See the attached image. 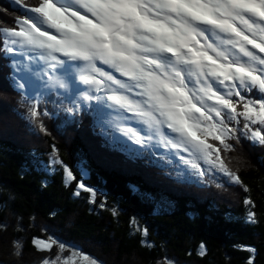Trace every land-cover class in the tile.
Segmentation results:
<instances>
[{"label": "snow or ice", "instance_id": "snow-or-ice-1", "mask_svg": "<svg viewBox=\"0 0 264 264\" xmlns=\"http://www.w3.org/2000/svg\"><path fill=\"white\" fill-rule=\"evenodd\" d=\"M12 3L24 14L14 26H0V51L13 57L15 89L25 94L33 75L47 76L49 86L73 93L70 115L82 106L93 109L104 117L102 125L139 146L137 155L163 149L167 163L174 157L196 176L218 172L250 191L222 152L235 151L230 141L241 136L264 146V0ZM38 106L35 99L29 108L33 120L41 114ZM64 172L67 181L76 179L69 168ZM77 187L96 195L82 181ZM244 203L255 206L250 198ZM247 219L255 223L256 213L250 210ZM32 243L37 251L65 250L52 238ZM13 247L22 254L19 241ZM59 253L41 264H75Z\"/></svg>", "mask_w": 264, "mask_h": 264}, {"label": "trees", "instance_id": "trees-1", "mask_svg": "<svg viewBox=\"0 0 264 264\" xmlns=\"http://www.w3.org/2000/svg\"><path fill=\"white\" fill-rule=\"evenodd\" d=\"M18 11L0 0V26H13ZM10 64L0 51V263L54 258L56 247L37 251L32 243L53 238L106 264H264V146L241 136L230 141L235 151L222 152L248 192L218 172H178L156 150L137 155L139 146L102 125L93 109L70 115L72 94L45 93L33 120L35 97L14 88ZM65 167L75 180L67 182ZM80 181L95 197L74 194ZM14 241L23 246L19 256Z\"/></svg>", "mask_w": 264, "mask_h": 264}, {"label": "rangeland", "instance_id": "rangeland-1", "mask_svg": "<svg viewBox=\"0 0 264 264\" xmlns=\"http://www.w3.org/2000/svg\"><path fill=\"white\" fill-rule=\"evenodd\" d=\"M11 2H12V0H10ZM13 6L15 7V8H17V9H21V11H18L19 12V14H20V16L21 15H23L24 14V11H23V9L22 8H19L17 5H15L14 3H13ZM14 24V23H13ZM14 26V25H13ZM4 27H11V26H4ZM16 59H20V57H15ZM42 67H44L42 64L41 65H35V66H33V71L34 72H39L40 70H41V68ZM56 75H60V76H64V73L63 72H57L56 73ZM32 80H33V85H32V87L31 88H29V92L31 91V94H38L39 93V91L42 89V90H44L45 88L47 89L48 87H50L49 86V83H48V78H45L44 77V75H41V76H32ZM42 83H44V86L41 88V89H39L40 88V86L42 85ZM41 84V85H40ZM71 84V83H70ZM81 88L83 89V86H81ZM54 89H56L57 90V88H55L54 87ZM107 111V110H106ZM113 115H115V114H113ZM130 126H132V127H139V125H137L134 121H132V122H130ZM160 151V154H163L164 153V150L163 149H161V150H159ZM222 155H224V154H222ZM225 156V155H224ZM227 157V156H226ZM230 166V165H229ZM232 169H233V167L232 166H230ZM183 169H185V166H183V165H180L179 164V167H178V172H182V170ZM176 176H178V178H183V177H181V176H184L183 174L182 175H176ZM226 181H228V180H226ZM68 182V181H67ZM229 182V181H228ZM224 190H225V187H222ZM79 190V192L81 191V190H83V189H78ZM53 248H55V247H53ZM56 248H58V247H56ZM57 251L59 252V250L57 249ZM80 250L79 249H77L74 245H72V244H69L68 246H67V248H65V250L62 252V254H60L61 256H62V258H64V257H67V258H75L74 260H75V263L77 264L78 262H80V264H89V262L88 261H86V260H82V255L83 256H88V257H90V255H88L87 253H86V255L85 254H82V255H80L78 252H79ZM85 251V250H84ZM46 252H48V251H46ZM57 252V253H58ZM77 253L78 255L77 256H73L72 255V253ZM48 258H50V257H48ZM90 258H92V259H95L97 262H98V260L96 259V258H94V256L93 255H91V257ZM164 263H165V260L163 261ZM102 263V262H101ZM168 263V262H167ZM0 264H2V263H0ZM31 264V263H30ZM98 264H100L99 262H98ZM106 264V263H105ZM173 264H179L177 261L176 262H173Z\"/></svg>", "mask_w": 264, "mask_h": 264}, {"label": "flooded vegetation", "instance_id": "flooded-vegetation-1", "mask_svg": "<svg viewBox=\"0 0 264 264\" xmlns=\"http://www.w3.org/2000/svg\"><path fill=\"white\" fill-rule=\"evenodd\" d=\"M58 249V248H57ZM77 249H79L80 251L78 252L80 255H82V254H85L86 255V253H85V251L83 250V249H81V248H77ZM59 250V249H58ZM56 252H58L57 250H56ZM59 253V252H58ZM57 253V254H58ZM53 254H55V256L57 255L55 252H53ZM59 254H62V253H59ZM54 256V257H55ZM83 256V255H82ZM90 257H91V255H90ZM64 259H68L67 257H64ZM72 261H74L75 262V258H70ZM82 260H84V259H82ZM76 264V263H75ZM77 264H80V262H78ZM100 264H105V263H100Z\"/></svg>", "mask_w": 264, "mask_h": 264}]
</instances>
